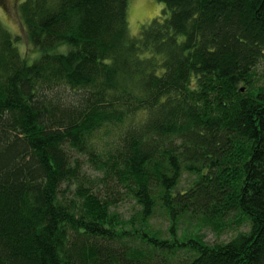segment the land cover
Segmentation results:
<instances>
[{
  "label": "trees",
  "instance_id": "1",
  "mask_svg": "<svg viewBox=\"0 0 264 264\" xmlns=\"http://www.w3.org/2000/svg\"><path fill=\"white\" fill-rule=\"evenodd\" d=\"M156 1L22 0L32 63L0 24V264H264V0Z\"/></svg>",
  "mask_w": 264,
  "mask_h": 264
},
{
  "label": "rangeland",
  "instance_id": "2",
  "mask_svg": "<svg viewBox=\"0 0 264 264\" xmlns=\"http://www.w3.org/2000/svg\"><path fill=\"white\" fill-rule=\"evenodd\" d=\"M22 0H0V24L2 27L6 28L13 37H18L17 48L20 51V54L27 62L32 63L33 60L39 58V52L32 47L30 41L25 36V30L20 23L19 17L17 16V7ZM162 6L158 4L156 0H129L127 6V26L128 32L131 36L138 34L140 31V26L150 23L153 19L159 17L162 18ZM258 76L259 81L264 77V65L258 66ZM264 79L262 80V82ZM84 163V173L86 175L87 182L93 184L95 187L98 185L103 187L100 183H97V177L100 176L98 171L92 169V166L88 165L86 159H82ZM183 182L180 185L184 186L186 179H182ZM85 182V183H87ZM84 183V184H85ZM134 203L132 202H123L120 203L115 209L123 214L125 217H129L133 210ZM177 227V233L181 238H193L198 239L202 238L203 241L207 244L214 245L220 242L226 243L232 238L236 231H229V233L224 232H212L209 228H205L202 223H190L188 219H185ZM151 228L153 230H159L162 232L163 236L167 235L165 233L167 229V223L162 219L160 215L153 218L151 222ZM246 231L245 227H239L238 231Z\"/></svg>",
  "mask_w": 264,
  "mask_h": 264
}]
</instances>
